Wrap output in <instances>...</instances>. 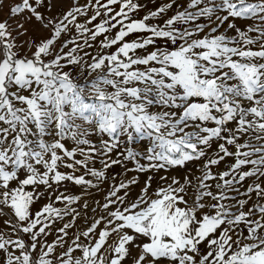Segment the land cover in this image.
<instances>
[{
    "label": "snow or ice",
    "instance_id": "obj_1",
    "mask_svg": "<svg viewBox=\"0 0 264 264\" xmlns=\"http://www.w3.org/2000/svg\"><path fill=\"white\" fill-rule=\"evenodd\" d=\"M0 264H264V0H0Z\"/></svg>",
    "mask_w": 264,
    "mask_h": 264
},
{
    "label": "rangeland",
    "instance_id": "obj_2",
    "mask_svg": "<svg viewBox=\"0 0 264 264\" xmlns=\"http://www.w3.org/2000/svg\"><path fill=\"white\" fill-rule=\"evenodd\" d=\"M156 2L159 3V0H156ZM153 6H154V5H152V4L149 5V7H153ZM141 15H143V13H141ZM110 174H111V173H110ZM130 175H131V174H130ZM140 179H141V183H142L144 177H141ZM69 188H70V191L73 192V193H78V192H79V189H78V188H75V187H73V186H69ZM137 190H138V189H137ZM97 198H99V197H97ZM78 223H79V221H78Z\"/></svg>",
    "mask_w": 264,
    "mask_h": 264
}]
</instances>
